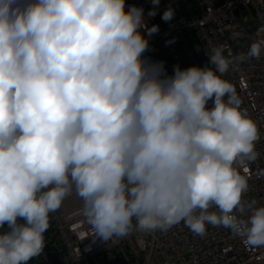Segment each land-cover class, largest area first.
Segmentation results:
<instances>
[{
	"label": "clouds",
	"instance_id": "clouds-1",
	"mask_svg": "<svg viewBox=\"0 0 264 264\" xmlns=\"http://www.w3.org/2000/svg\"><path fill=\"white\" fill-rule=\"evenodd\" d=\"M158 31L125 0H0V264L39 257L73 191L105 242L183 222L264 247V204L244 199L239 170L261 132L224 78L260 59L264 38L238 54L209 42L213 67L168 75L144 57Z\"/></svg>",
	"mask_w": 264,
	"mask_h": 264
},
{
	"label": "built area",
	"instance_id": "built-area-1",
	"mask_svg": "<svg viewBox=\"0 0 264 264\" xmlns=\"http://www.w3.org/2000/svg\"><path fill=\"white\" fill-rule=\"evenodd\" d=\"M125 3L144 9L148 27L158 25L144 57L164 62L168 75L176 65L181 69L213 67L206 54L209 42L227 45L238 54L264 37V0H161L154 17L147 16L152 9L150 0ZM169 7L175 9V16L165 21L162 15ZM224 78L234 85L245 114L256 121L261 132L257 159L239 170L249 184L244 199L264 204V54L258 60H246L237 71L230 68ZM212 106L210 100L207 107ZM81 208L82 201L73 191L50 214L44 252L29 264H264V247L247 245L223 226L209 225L203 237L194 235L183 222L168 231L145 232L134 227L128 235L105 242L95 237Z\"/></svg>",
	"mask_w": 264,
	"mask_h": 264
},
{
	"label": "rangeland",
	"instance_id": "rangeland-1",
	"mask_svg": "<svg viewBox=\"0 0 264 264\" xmlns=\"http://www.w3.org/2000/svg\"><path fill=\"white\" fill-rule=\"evenodd\" d=\"M262 27V29H264V26H261ZM264 38V37H263ZM242 41V40H241ZM247 41H249V40H247Z\"/></svg>",
	"mask_w": 264,
	"mask_h": 264
}]
</instances>
